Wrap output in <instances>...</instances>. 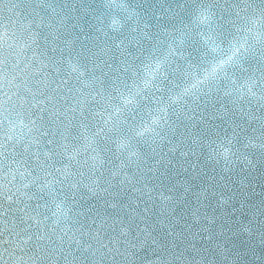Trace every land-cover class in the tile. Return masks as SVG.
Returning <instances> with one entry per match:
<instances>
[{
    "label": "snow or ice",
    "instance_id": "6c2138e0",
    "mask_svg": "<svg viewBox=\"0 0 264 264\" xmlns=\"http://www.w3.org/2000/svg\"><path fill=\"white\" fill-rule=\"evenodd\" d=\"M205 149L251 190L264 0H0V264H215L166 187Z\"/></svg>",
    "mask_w": 264,
    "mask_h": 264
},
{
    "label": "water",
    "instance_id": "95a60500",
    "mask_svg": "<svg viewBox=\"0 0 264 264\" xmlns=\"http://www.w3.org/2000/svg\"><path fill=\"white\" fill-rule=\"evenodd\" d=\"M199 168L200 175L196 178H193L191 171L185 172L179 167L170 169V179L166 185L175 188L177 198L185 195V187L190 189L187 199H181L183 207L176 213L184 225L180 230L185 231L188 228L194 233L204 228L210 229L212 240L198 242L196 248L200 250L199 257L190 252L188 258H203L206 261H215V264H225L226 258L238 259L241 264H264V244L258 238L249 239L246 233L240 231L244 226H249L254 231L264 230V165L255 172L246 174L251 185V190L246 193L241 192L238 187L241 179L239 169L225 173L224 162L221 160L216 163L207 149L200 156ZM205 191L208 198L203 202L200 214L207 212L208 217L213 219L211 225L204 220L195 224L190 214L199 205L198 194ZM221 198L228 200V203L221 206ZM220 232H224V235L219 236ZM221 247L227 257L219 251Z\"/></svg>",
    "mask_w": 264,
    "mask_h": 264
}]
</instances>
